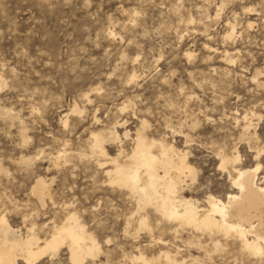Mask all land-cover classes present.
<instances>
[{"label":"rangeland","instance_id":"rangeland-1","mask_svg":"<svg viewBox=\"0 0 264 264\" xmlns=\"http://www.w3.org/2000/svg\"><path fill=\"white\" fill-rule=\"evenodd\" d=\"M0 77V218L13 228L44 239L75 211L101 245L84 264H133L139 251L160 264V251L176 246L187 264H256L223 237L230 245L209 246V255L189 248L191 228L177 237L175 222L108 184L111 165L100 167L89 149L92 132L125 120L122 142L106 147L128 152L146 121L150 137L189 152L197 174L184 192L203 204L237 192L219 152L238 151L243 167L260 161L262 176L264 0H0ZM252 112L248 139L242 118ZM39 179L44 201L33 192ZM146 210L149 229L138 227ZM38 264L73 263L63 245Z\"/></svg>","mask_w":264,"mask_h":264},{"label":"bare ground","instance_id":"bare-ground-1","mask_svg":"<svg viewBox=\"0 0 264 264\" xmlns=\"http://www.w3.org/2000/svg\"><path fill=\"white\" fill-rule=\"evenodd\" d=\"M228 26L227 37H233L236 24L228 22ZM223 57L229 61L233 56L226 50ZM2 86L0 82V89ZM127 106L128 104L123 105L120 109L123 110ZM78 108L75 106L72 111L79 112ZM255 114V112L245 114L242 118L245 122L243 132L248 139L256 138V132H251L253 122L250 116ZM236 119L240 122L238 117ZM67 122L66 119L65 123ZM125 123V120L118 121L107 133L92 132L91 135L89 150L96 157L97 164L102 168L111 165L105 169L109 178L107 180L110 181L108 184L112 183L127 189L139 208L145 209L150 206L152 212L154 210L175 222L174 230L177 237H181L186 227L191 228L194 234L185 240L189 248L205 250L209 255V246H212L213 250H224L227 245H230V243L221 242L223 237L231 241L235 245L233 247L237 248L242 255L253 259L256 264H262L264 260V174L260 176L262 168L260 161L253 167H243L238 165L241 157L238 151H234L231 155H227V152H219L220 167L228 171L237 192L229 193L226 200L219 198L222 196L205 193L207 196L203 204L192 196H186L184 192L187 189L185 186L190 187L191 183L188 181L190 179L194 181L197 174L196 167L189 159V152L180 150L164 139L150 137L145 131L146 121H143L141 128L136 131L130 151L125 152L123 148H120L116 155H110L106 145L122 142L118 127L124 126ZM124 135H129V131L124 132ZM261 152H264V147L257 150L256 156H260ZM61 155L59 153L56 158L59 159ZM33 192L41 201H44L49 194L46 181L37 180ZM83 222L77 212L71 211L60 224H55L50 235L43 239L34 231V227L31 226L29 233L23 235L19 229L9 224L5 216H1L0 264H14L18 256H22L26 264H38L44 254L55 255L63 245L68 247L73 264H84L86 259L95 258L100 254L101 245ZM138 227L151 228L148 210L145 213L143 211L138 219ZM207 241L210 242L207 243ZM176 247L177 253L161 250L154 259L160 264H187L186 258L182 260L177 258L183 249L180 246ZM131 259L133 264L136 261L140 264H150L153 261L142 251L133 255ZM201 260L195 257L193 264H199Z\"/></svg>","mask_w":264,"mask_h":264}]
</instances>
